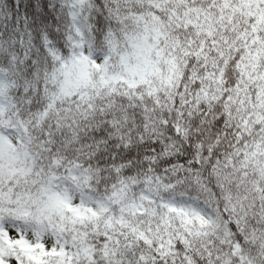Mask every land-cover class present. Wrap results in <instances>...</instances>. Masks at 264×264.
<instances>
[{
	"label": "snow or ice",
	"instance_id": "6c2138e0",
	"mask_svg": "<svg viewBox=\"0 0 264 264\" xmlns=\"http://www.w3.org/2000/svg\"><path fill=\"white\" fill-rule=\"evenodd\" d=\"M0 264H264V0H0Z\"/></svg>",
	"mask_w": 264,
	"mask_h": 264
}]
</instances>
